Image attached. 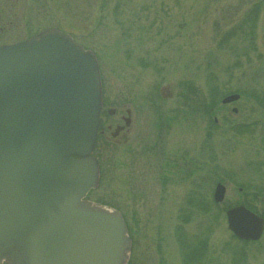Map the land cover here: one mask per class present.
Listing matches in <instances>:
<instances>
[{
  "label": "rangeland",
  "instance_id": "rangeland-1",
  "mask_svg": "<svg viewBox=\"0 0 264 264\" xmlns=\"http://www.w3.org/2000/svg\"><path fill=\"white\" fill-rule=\"evenodd\" d=\"M61 12L111 105L136 114L128 140L95 149L87 196L122 213L128 264H264V232L243 242L226 218L238 205L264 218V0H61Z\"/></svg>",
  "mask_w": 264,
  "mask_h": 264
},
{
  "label": "water",
  "instance_id": "water-1",
  "mask_svg": "<svg viewBox=\"0 0 264 264\" xmlns=\"http://www.w3.org/2000/svg\"><path fill=\"white\" fill-rule=\"evenodd\" d=\"M101 110L96 56L68 34L0 49V264H126L122 214L85 199L99 181ZM225 193L218 183L215 202ZM226 216L237 238H261L264 219L247 207Z\"/></svg>",
  "mask_w": 264,
  "mask_h": 264
},
{
  "label": "flooded vegetation",
  "instance_id": "flooded-vegetation-1",
  "mask_svg": "<svg viewBox=\"0 0 264 264\" xmlns=\"http://www.w3.org/2000/svg\"><path fill=\"white\" fill-rule=\"evenodd\" d=\"M61 13V0H0V49L23 43L48 30L68 34L77 42L74 32L63 27ZM109 92L112 91L102 83V110L93 153L96 148L102 153L119 144L122 138L128 140L135 124L133 108L122 105L119 110L118 105H111ZM239 127L244 134L251 131L249 124L235 128Z\"/></svg>",
  "mask_w": 264,
  "mask_h": 264
},
{
  "label": "trees",
  "instance_id": "trees-1",
  "mask_svg": "<svg viewBox=\"0 0 264 264\" xmlns=\"http://www.w3.org/2000/svg\"><path fill=\"white\" fill-rule=\"evenodd\" d=\"M261 98H262V97H261ZM263 98H264V97H263ZM263 98H262V99H263ZM263 103H264V99H263ZM237 132H238V130H237ZM239 132H240V133H243V130H239Z\"/></svg>",
  "mask_w": 264,
  "mask_h": 264
}]
</instances>
